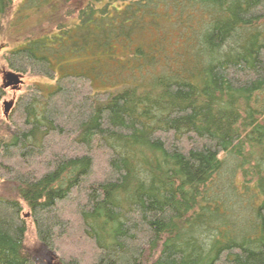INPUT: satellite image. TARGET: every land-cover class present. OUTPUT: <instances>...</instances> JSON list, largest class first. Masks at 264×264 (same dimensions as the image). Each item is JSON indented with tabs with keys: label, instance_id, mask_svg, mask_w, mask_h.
Wrapping results in <instances>:
<instances>
[{
	"label": "trees",
	"instance_id": "obj_1",
	"mask_svg": "<svg viewBox=\"0 0 264 264\" xmlns=\"http://www.w3.org/2000/svg\"><path fill=\"white\" fill-rule=\"evenodd\" d=\"M73 1L18 10L55 84L0 119V264H37L22 201L60 264H264V0Z\"/></svg>",
	"mask_w": 264,
	"mask_h": 264
},
{
	"label": "rangeland",
	"instance_id": "obj_2",
	"mask_svg": "<svg viewBox=\"0 0 264 264\" xmlns=\"http://www.w3.org/2000/svg\"><path fill=\"white\" fill-rule=\"evenodd\" d=\"M22 2L23 0H13L12 8L0 22V86L5 91V95L0 101V119L3 117L7 121L9 119L6 118L4 114L5 100H10L15 96L16 104L20 98L28 95L35 89L36 86L47 87L50 85L51 88H53L55 84V81H51L47 77L32 73L22 74L10 68L8 62L10 52L21 47L26 39H28L32 34L42 32V28L46 26V24L40 26L38 24V18L34 15H28V17H26L25 15L19 14L18 10ZM72 3L76 7L80 5L79 0H74ZM55 30L56 29H54V31ZM14 78L20 80V84L10 85V82H12ZM47 89L48 91L50 90L49 88ZM95 172H97V170ZM0 195L3 197L9 196L6 185H4L2 180H0ZM22 204L24 207L23 213L28 224L26 246L33 255L32 257L35 262L37 264H60V253L39 241L35 224L33 223L30 215V210L23 201ZM66 216L67 215H64L63 217ZM53 253H55V255Z\"/></svg>",
	"mask_w": 264,
	"mask_h": 264
},
{
	"label": "water",
	"instance_id": "obj_3",
	"mask_svg": "<svg viewBox=\"0 0 264 264\" xmlns=\"http://www.w3.org/2000/svg\"><path fill=\"white\" fill-rule=\"evenodd\" d=\"M18 85L20 84V80H18L17 78H14V80L12 82H10V85ZM14 104H15V96L14 98L10 99V100H5L4 101V114L6 116V118L9 119L10 114L14 108ZM55 255V253H53Z\"/></svg>",
	"mask_w": 264,
	"mask_h": 264
}]
</instances>
